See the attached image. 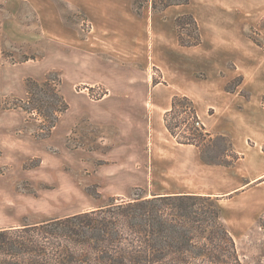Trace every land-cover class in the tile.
<instances>
[{
	"label": "rangeland",
	"instance_id": "374dc122",
	"mask_svg": "<svg viewBox=\"0 0 264 264\" xmlns=\"http://www.w3.org/2000/svg\"><path fill=\"white\" fill-rule=\"evenodd\" d=\"M11 1L0 0V230L88 211L112 201L130 199L135 194L150 195L163 192L167 183L162 166L157 168L155 178H152V188H120L129 182L133 175L134 168H127L126 163L129 159H135L136 149L126 150L121 141L107 140V132L104 133L106 139L103 141L88 142L84 132L86 121L94 112L92 109L86 110V100H122L127 88L135 87L136 74L140 73L136 69V51L139 47L136 46V29L131 31L134 38L129 45H123L119 37L114 41L105 37L102 44L94 42V51L102 54L98 56L94 53L93 60L96 61L95 57L101 58L111 70L106 75H97L95 70L100 69V65L95 61L93 66L97 64L98 67L95 66L92 70L86 69L83 62L80 63L82 67L72 64L70 53L74 51V47L69 45L68 40L69 34L72 33L70 20H65L67 28L57 29L49 35L47 31L40 29L37 17L28 6L21 14L20 10L12 9L14 2ZM184 1L134 0V7L138 12L144 7L155 12L173 7L175 13L178 9L176 6L188 5L190 10L195 12L198 0H189L188 3ZM8 3L10 6L6 7ZM181 15H185L182 21L184 28H181L184 33L183 40L191 44L198 41L197 23L201 34V43L198 45L183 46L179 43L180 28L176 21ZM80 18L85 31L91 30L87 29L88 20L82 14ZM173 20L171 28L161 31L156 45L144 46L143 50L148 53L146 77L152 76L153 87L155 83L158 84L154 91H164L165 94L158 98V101L171 102L173 98L167 92L174 89L187 92L188 96H179H186L188 100L179 102L177 109L172 112L171 120L174 123L183 121V125L176 127V131L180 136L185 132L188 135L202 133L198 138L202 141L204 160L232 163L238 155L226 151V138L210 136L211 133L206 130L205 125L199 130L194 129L191 126L194 124L192 114L188 113L191 111L188 110V104L195 109L194 97L198 85H206L207 81L203 80L208 77V71L213 70L211 47L204 44L200 25L193 13L178 14ZM262 28L252 27L245 31L244 36L251 38L264 51ZM110 46L117 51L116 54L110 52ZM127 48H130L132 58L122 61L119 56H122ZM172 57L177 60L188 58V77L181 88L180 83L176 81L175 69L170 68ZM200 63H203L204 67H201ZM51 74L61 79L59 87L69 103V108L60 115L52 133L42 138L40 134L45 129L41 128V124L47 126L48 120L36 111L24 110L21 105L27 100V81L32 78L43 82ZM96 79L100 80V83H95ZM243 80L242 77L232 79L226 86L227 90L235 92ZM241 94L247 98L251 96L245 91ZM111 96L113 97L110 98ZM126 96L134 97V94ZM201 124L203 125L202 122ZM107 125L109 126L106 122V131ZM194 125L197 127L196 123ZM130 139L132 145L136 144V133L132 134ZM98 160H102L99 172H105L108 176L107 181L102 183L97 182L95 161ZM122 169H129L130 173ZM186 176V184L195 186L198 177L206 175L192 167ZM247 201L256 202L253 209L256 210L257 207L261 212L260 217H249L247 225L242 217H220L221 203L212 197H172L158 201V205L166 209V217L202 218V222L195 223L196 226L193 222L184 223L186 234L199 241L197 245L189 248L203 247L205 237L214 229L211 227L210 221H214L211 217H217V223L231 229L229 232L237 242L243 263L264 264V231L260 225L264 219V183L261 184L258 194ZM180 203L185 205L181 210L183 216H179L175 206ZM226 218H229V222ZM201 225L203 226L200 227Z\"/></svg>",
	"mask_w": 264,
	"mask_h": 264
},
{
	"label": "crops",
	"instance_id": "0c3cea01",
	"mask_svg": "<svg viewBox=\"0 0 264 264\" xmlns=\"http://www.w3.org/2000/svg\"><path fill=\"white\" fill-rule=\"evenodd\" d=\"M12 1V9L20 10L21 14L28 6L37 17L40 29L49 35L57 29L67 28L65 20H70L72 33L68 40L74 47L70 53L72 64L82 67L80 63L83 62L88 70L99 64L100 69L95 68L97 75H106L111 70L101 58L93 60L94 53L102 54L94 51V42L102 44L105 37L113 41L119 37L123 45H129L134 38L131 31L136 29V46H139L136 69L140 73L136 74L135 87L125 91L126 95L134 94V97L125 95L122 100L111 102L105 98L85 102L86 110H94L84 128L88 142L103 141L107 132V140L121 141L126 150L136 149L135 159L126 163L127 168H134L133 175L120 188H152V178L162 166L167 183L165 190L150 195L212 197L221 203L220 217H242L246 225L249 217H260V210L253 209L256 202L247 199L256 196L264 183V51L244 34L252 27H264V0H198L195 12L185 5L176 6L175 13L173 7L162 12L144 7L138 12L134 0ZM187 12L196 16L204 44L211 47L210 59L213 60V70L208 71V77L203 80L207 84L198 85L195 92V109L210 136L225 137L226 151L238 155L232 163L206 161L202 146L177 140L165 121L166 114L172 110V101H158L165 93L154 91L158 84L155 83L154 88L152 76L147 78L145 74L148 53L143 50L144 46L156 45L161 31L174 24V17ZM81 14L89 22L87 29L91 30L83 28ZM109 49L111 53H117L111 46ZM119 57L122 61L130 60V48ZM170 62L181 88L188 77V58L177 60L172 57ZM236 77L244 79L242 84L235 92L228 91L227 84ZM94 82L100 83V80ZM243 91L251 96H243ZM167 94L172 98L180 94L188 96L183 89H174ZM106 122L109 124L107 131ZM134 133L136 144L132 145L130 136ZM101 161H95L98 183L107 181L108 177L105 172H99ZM192 167L206 175L198 177L195 186L186 184V175ZM122 170L130 173L129 169ZM113 176L116 175H109ZM226 220L229 222V218Z\"/></svg>",
	"mask_w": 264,
	"mask_h": 264
},
{
	"label": "trees",
	"instance_id": "16d2710c",
	"mask_svg": "<svg viewBox=\"0 0 264 264\" xmlns=\"http://www.w3.org/2000/svg\"><path fill=\"white\" fill-rule=\"evenodd\" d=\"M185 15L176 21L180 28L179 43L183 46L198 45L201 34L196 21L198 41L191 44L183 40L181 28H184L182 21ZM60 83L61 79L52 74L43 82L32 78L27 81L28 96L21 106L48 120L47 126L41 124L45 129L40 134L42 138L52 133L60 115L69 108ZM183 100H188V97L173 96L172 110L165 116L166 126L179 142L201 146L198 136L202 133L188 135L185 132L180 136L176 127L183 125V121L174 123L171 120L172 112ZM187 106L194 124H197V127L191 126L198 130L204 128L194 107ZM183 196L192 195L135 194L130 199L112 201L88 211L1 229L0 264H244L236 240L226 226L216 222L217 217H211L214 229L205 237L203 247L189 248L199 241L186 234L184 223L193 222L196 226L195 223L202 222V218L166 217V209L158 205V201ZM175 206L179 216H183L181 210L185 205ZM260 225L264 231V219Z\"/></svg>",
	"mask_w": 264,
	"mask_h": 264
},
{
	"label": "built area",
	"instance_id": "2783aa9c",
	"mask_svg": "<svg viewBox=\"0 0 264 264\" xmlns=\"http://www.w3.org/2000/svg\"><path fill=\"white\" fill-rule=\"evenodd\" d=\"M199 124V122H197Z\"/></svg>",
	"mask_w": 264,
	"mask_h": 264
}]
</instances>
